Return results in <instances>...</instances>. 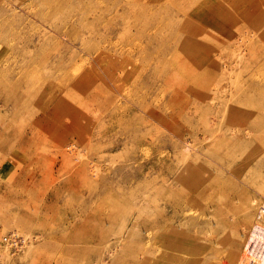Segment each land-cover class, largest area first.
I'll return each instance as SVG.
<instances>
[{"label": "rangeland", "instance_id": "obj_1", "mask_svg": "<svg viewBox=\"0 0 264 264\" xmlns=\"http://www.w3.org/2000/svg\"><path fill=\"white\" fill-rule=\"evenodd\" d=\"M218 2L0 0V264H125L128 255L138 256L115 245L129 235L110 231L123 222L130 227L131 220L111 222L116 200L110 195L125 194L138 206L151 191V162L176 150L226 170L239 190L210 197L212 189L198 194L188 187L174 218L184 243L158 262L154 235L146 242L153 256L144 264H264V239L256 232L264 231V142L236 148L237 155L255 152L245 166L239 159L219 161L224 152L211 150L224 137L264 136V121L260 129H241L238 123L249 119L239 114L230 121L226 113L232 104L250 111L264 106V23L253 25L264 0L230 5L238 28L229 23L224 29L206 9ZM105 25L111 27L106 32ZM48 57L51 64H41ZM251 58L258 60L250 71ZM131 67L139 69L123 76ZM83 75L87 90L70 89ZM245 81L258 85L248 97L235 87ZM189 83L192 90L181 86ZM126 131L148 133L111 149ZM204 201L217 212L214 218L204 215Z\"/></svg>", "mask_w": 264, "mask_h": 264}, {"label": "bare ground", "instance_id": "obj_2", "mask_svg": "<svg viewBox=\"0 0 264 264\" xmlns=\"http://www.w3.org/2000/svg\"><path fill=\"white\" fill-rule=\"evenodd\" d=\"M223 1H226L227 2L226 5L223 4ZM229 1H232V3H230ZM229 1L228 0H219L218 3L213 4L212 6L209 5L206 8V9L209 10L208 11L209 14L216 13V17H217L216 24L219 25L220 27H222V29H224V25L225 24H229V23L231 25H233L234 28H236V27L238 28V23L236 21V18L238 17L237 16V13L234 10L230 11L229 6L230 5L231 6H236V4H237V2H239V0H229ZM240 1H241V4H242L243 0H240ZM119 4L120 3H117L116 5H119ZM243 5H245V4H243ZM247 6H248V4H247ZM225 10H226L227 13L224 15L223 14V11H225ZM245 11H247V9H245ZM202 12H203V10H202ZM244 15H248V12H244ZM140 16H142V15H140ZM254 16L256 18V22L253 24L254 26H256V25L259 26L261 23L262 24L264 23V13L263 12H259V11L258 12H254ZM144 25H145V23H144ZM109 28H111L109 25H105L102 29H104L103 31L106 32L107 30H109ZM146 29L148 30V28H146ZM150 30H148V31H150ZM142 31L145 32V29L142 30ZM256 33H258V32H256ZM256 33L254 32V34H256ZM262 36L264 37V33H262ZM73 43L74 42H72L71 44L73 45ZM95 43H98L97 38L95 39ZM249 48H251V49L254 50V47L249 46ZM251 49H250V51H251ZM253 50H252V52H253ZM257 51L258 50H256V52ZM66 53H67V51L61 56V58H60L61 60L60 61H63V59L67 56ZM253 55H251V56H253ZM254 57H253V59H254ZM51 59H52V57H48V60H46L45 62H43L41 64L49 65V64H51ZM218 59H219V57H218ZM253 59L252 58L250 60L248 59L249 62L251 61V65L249 63L247 64V67H246L247 70H250L251 71L252 65L253 64L254 65L255 64L257 65L256 62H257L258 59H255V60H253ZM59 63H61V62H59ZM59 63H56V65L57 64L60 65ZM218 65H219L218 62H216L214 64L215 67H219ZM57 66H56V68H57ZM143 66H144V64H143ZM137 69H139V68L138 67L127 68L126 71H125V73L123 74V76H126L129 73V71L131 73L132 72L135 73L137 71ZM181 70H183V68H181L180 71ZM107 72H108L107 74H110L111 75L112 79H116V72L113 69H107ZM202 72L203 73H207L208 72V69L202 70ZM161 74L163 75V73H161ZM167 74H168L167 76L169 78H171V79H173V77L176 75L175 73H167ZM149 76H148V78H149ZM154 77H156V76H154ZM134 78L132 79V81H133V83H136V82H134V81H136V79H134ZM196 82L199 83L198 85H200V82H203V80L200 79L199 81H196ZM75 83L76 84H72V86H71L70 89H73V90H76L77 89V90L84 91V90H87V88H88V79L85 78L84 75L81 76V78L79 79V81L78 82L76 81ZM234 84H232V87L234 86ZM242 84H244L245 86L244 85H241L240 86L241 88H238L237 85L235 84V87H236L237 90L240 89L241 90L240 92H242V94L243 93H245V94L248 93L246 97H248L250 94H252L251 92L252 91H255L256 88L258 87V85L255 84L253 81H250V82L245 81ZM258 84L259 85H262L259 82H258ZM189 85H190V83L188 85H183L182 84L181 86L188 88ZM191 85H192V83H191ZM191 85H190V89L192 90V86ZM203 85H205V84H203ZM263 86H264V84H263ZM5 91L9 92L8 90H5ZM174 91L175 90L172 89V92L171 93L174 94L175 93ZM208 93H210V92H208ZM229 93L232 94L231 91ZM16 99L17 98L13 99L12 102L14 103V105H17V104L19 105V103H17V100ZM62 100H63V98H62ZM239 102H240V100H239ZM59 104H61V103H59ZM229 104H232V101ZM225 107H226V105H225ZM256 107H257L256 110L254 109V111H250V109H246L247 107L246 108H243V106H240V105H237V104L236 105H233L232 104V106H229L228 105V107L226 109L227 110L226 113L227 114L230 113V115H228L227 118H230V121H232V118H233L234 115L242 114V115L246 116V118L249 119V120L247 122H245L246 119L244 121H241V123H238V126H240V128H241V126L242 127H245L246 129H248L247 127L250 126V128L254 130L255 128H258L259 127V124H261L264 121L263 115L261 114V111L263 110L264 106L262 107V105L260 103H258V105ZM57 108H58V106H57ZM40 109H41V107H40ZM228 110H229V112H228ZM198 111H200V110H198ZM79 114H81V112ZM195 114H197V113H195ZM34 115H36V114H34ZM50 115H52V114H50ZM198 115H200V114H198ZM32 117H33V115H32ZM96 119H98V118H96ZM3 120H5V119H2L1 121H3ZM77 121H78V119H77ZM43 123L45 124V121H43ZM87 123H88V121H87ZM121 124L122 123H120V126H121ZM261 126H260V128H261ZM28 127H29V125H28ZM57 127H58V125H57ZM56 128H54V129H56ZM87 128H89V127H87ZM97 128H99V127H97ZM260 128H258V129H260ZM59 129H61V128H59ZM258 129H257V132L259 131ZM98 131L100 132L101 130H98ZM137 131L139 132V129ZM148 131H147V133H148ZM241 132H244V131L241 130ZM147 133L142 134V135H138L137 132L128 133V131H126L124 133V136L126 138H122L121 136H119V137H117L116 140H114L113 142H111V144L110 143L109 144H110L111 149H113L114 147L120 148L122 146L123 147L124 146L125 147H129L128 145H131L132 143H134L135 140L141 141L142 139H145L146 138L145 135ZM58 136H60V135H58ZM52 138H54V137H52ZM54 139H56V138H54ZM261 140L264 142V136L263 135H260L259 137H257V136L256 137H253L250 141L249 140H246L243 137H237V138H234V139L232 138V140H228V139H226L224 137V140L222 138L220 141H217V143L214 142L215 144H212L211 150L215 154H217V153H219L221 151L224 152V154L221 155V157H219L221 159L219 161L227 160V159H231V158L234 159V160L236 159V161L239 159V161L241 163L240 165H242V166L244 165L245 166L247 163H249V162L252 161V154L255 153V152L254 151L253 152L250 151V153L247 154V155H237V154H235L236 148L237 147H243L244 149H248L251 145L255 144L254 142L259 143V142H261ZM142 142H145V141H142ZM260 146H261V144H260ZM59 148H61V147H59ZM256 154H258V152H256ZM109 155H111V154H109ZM111 156H113V155H111ZM110 158H111L110 160H113L112 157H110ZM259 162H261V161H259ZM262 165L263 164H261V166ZM66 166H67V163H66ZM150 167L152 169V173H153L152 175L153 176H152V179H151L150 182H148V181L146 182V185H147V187L148 186L151 187V191H149V195L146 192L147 194H144L145 196H143V198H142V195L143 194H141L139 200L141 198L143 200H142V202H140L138 204V206L137 205L129 204L128 201H127V197H126L125 194H121L120 197L118 196L117 198L114 195H110L113 199L116 200L113 203V205H112L113 212H111V215L109 216V219H111V222L114 224L115 221L117 222L116 219L118 217L120 218L121 216L126 217L125 219L131 220V222H130L131 223V226L130 227H125V222H123V223H120L119 224V227L120 228H118V230H113V231L112 230L111 231L109 230L110 232L114 233L113 236L116 235L115 237H117V236L121 237L126 232H127V235H129V236H126V238L124 239L125 241H127L126 244L120 246L122 244V242L119 243V241L117 240V243L115 245H117V246L119 245V248L121 249V251L123 253H130V254L131 253H139L138 256L137 255H134V256L133 255H128L127 256V259L125 260V264H144L145 261H146L147 256L151 254V251H148L147 250V247H148L147 246V243H146L147 242V239L150 242V240L152 239V237H154V235H155V238L156 239L154 240L153 245H156V254H157V261L158 262H161V261L164 260V258H163V255L164 254L163 253L165 251H170L172 249H176V248H179V247L182 246V244L185 241L184 234H183V231L179 229V226H181V225L180 224H177L176 223L177 221L174 220V218L177 217V211H176L177 199H178L179 196H181L184 193V191L188 187L191 188L193 191L199 192L198 194H200V193L202 194V193H204V191H206L208 189H212V191H210V197H212V192H220V193H222L225 190L226 191H236L237 192L239 190L237 188V183L234 180H232L231 178H229V176H228L229 173L227 174L226 170H223V169L217 167L216 165L212 164L208 160L200 159L198 156H196L194 154H191V155L187 156V154H185V153H183V152H181L179 150L178 151L177 150L174 151L172 154L167 153L161 159H156L155 161H152ZM238 168H240V167H238ZM139 172L140 173L142 172V167L139 169ZM135 189L137 190V188H135ZM140 189H142V188L140 187ZM130 191L128 192L129 195L131 193ZM103 193H104V191H103ZM141 193H143V192H141ZM137 194H139V191H138ZM137 194H136V196H137ZM98 197L100 198V196H98ZM129 197H132V196H129ZM202 200H203V198L201 199V201ZM119 201H121V202L124 201L123 202V205L119 204L118 203ZM204 202H205V204H204L205 214L204 215L205 216H208V217L214 218L216 216L217 212L216 213H214L215 211L209 212V209L211 208V205L207 207L208 202L207 201H204ZM183 204H184V202H183ZM148 207H150L152 209V211H148ZM172 221L174 223H172ZM94 225H95L94 227H96L98 224H94ZM94 227H93V229H94ZM136 228L138 229V231H137ZM109 231L107 232V235L106 236H108ZM94 232H95V229H94ZM103 232H104V230L102 231V233ZM104 238H105V234L103 233V236L101 237V239H104ZM144 245H145V248L143 247ZM108 246L112 247L111 245H108ZM151 249H152V255H150V256H153L154 250H153V248H151ZM119 256L123 257L122 254L119 255ZM120 259L121 258H118V261Z\"/></svg>", "mask_w": 264, "mask_h": 264}, {"label": "built area", "instance_id": "obj_3", "mask_svg": "<svg viewBox=\"0 0 264 264\" xmlns=\"http://www.w3.org/2000/svg\"><path fill=\"white\" fill-rule=\"evenodd\" d=\"M262 229H263V228H261L260 230H262ZM256 232H257L258 234H260L261 237H263V239H264V234H263L264 231H263V233H261L259 230H257ZM259 244H260V245L262 246V248L264 249V244L262 245V243H260V242H259ZM263 258H264V257H263Z\"/></svg>", "mask_w": 264, "mask_h": 264}]
</instances>
